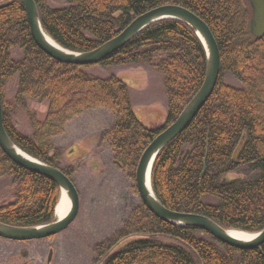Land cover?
Returning a JSON list of instances; mask_svg holds the SVG:
<instances>
[{"label":"trees","instance_id":"obj_1","mask_svg":"<svg viewBox=\"0 0 264 264\" xmlns=\"http://www.w3.org/2000/svg\"><path fill=\"white\" fill-rule=\"evenodd\" d=\"M43 30L62 48L86 52L115 37L138 15L166 4L182 6L210 29L220 55L215 87L194 118L156 156L150 182L167 209L208 217L224 229L256 233L264 228V36L250 34L246 0H34ZM98 66L107 74L94 75ZM141 67L161 78L166 117L145 126L132 109L130 86L111 72ZM206 73V53L193 29L164 19L92 65L60 62L31 35L20 0H0V100L4 128L31 157L58 168L73 183L76 166L60 167L53 138L74 117L107 111L112 124L98 137L118 169L135 180L139 158L197 93ZM233 78L236 85L226 82ZM13 94L10 97L9 91ZM30 101L46 102L42 119ZM27 111L31 133L12 115ZM233 176L234 178H228ZM0 179L12 192L0 199V222L30 227L54 220L59 187L22 168L0 148ZM120 249V242L128 239ZM93 264H264V243L238 249L206 231L166 223L140 201L120 227L92 247Z\"/></svg>","mask_w":264,"mask_h":264},{"label":"rangeland","instance_id":"obj_2","mask_svg":"<svg viewBox=\"0 0 264 264\" xmlns=\"http://www.w3.org/2000/svg\"><path fill=\"white\" fill-rule=\"evenodd\" d=\"M49 4L60 7L63 0H49ZM89 72L94 75L107 74L98 66L90 67ZM111 72L130 86L132 109L145 126L151 127L165 120V94L159 76L141 67L120 68ZM227 81L237 84L233 78L228 77ZM9 94L11 97L13 91L10 90ZM46 109V102L30 101L28 104V111L39 119L44 117ZM11 119L19 131L31 133L27 111H18ZM111 124L112 118L107 111L90 110L71 119L64 132L53 138L55 147L62 150L60 167H77L72 179L79 195L78 213L68 227L35 245L52 246L58 254L57 264H93L92 247L120 227L141 201L135 180L118 169L105 144L98 143L99 134ZM11 192L9 182L0 179V199L9 200ZM131 239L120 242L114 250L120 249Z\"/></svg>","mask_w":264,"mask_h":264},{"label":"water","instance_id":"obj_3","mask_svg":"<svg viewBox=\"0 0 264 264\" xmlns=\"http://www.w3.org/2000/svg\"><path fill=\"white\" fill-rule=\"evenodd\" d=\"M20 1L25 8L26 18L33 40L40 50L60 62L75 65H92L100 62L130 41L143 29L160 20H179L193 29L203 44L206 53V73L204 81L197 93L183 108L177 119L161 131L141 154L135 171V186L145 207L157 218L166 223L200 228L220 242L238 249H255L262 245L264 243V228L256 233L250 234L251 237L249 239L242 240L229 234V229L222 228L208 217L167 209L158 201L152 191L150 175L156 156L160 150L183 131L194 118L196 113L210 97L218 78L220 66L219 50L206 23L193 12L182 6L166 4L138 15L115 37L97 48L86 52H73L62 48L58 44L54 46L48 42V37L42 28L34 0ZM246 1L251 11L249 31L253 37L260 39L264 36V0ZM0 148L9 159L22 168L52 180L60 188L61 193L64 191L68 195L70 201V209L64 217L56 218L54 215L55 219L52 222L30 227H18L0 223V236L12 240H30L46 238L66 229L76 217L79 209V195L76 187L61 170L31 157L12 142L2 122L1 100ZM148 169L151 192L145 185V176ZM245 234L249 235V233Z\"/></svg>","mask_w":264,"mask_h":264},{"label":"flooded vegetation","instance_id":"obj_4","mask_svg":"<svg viewBox=\"0 0 264 264\" xmlns=\"http://www.w3.org/2000/svg\"><path fill=\"white\" fill-rule=\"evenodd\" d=\"M56 235L30 240H12L0 236V264H57L58 254L52 246H35Z\"/></svg>","mask_w":264,"mask_h":264},{"label":"bare ground","instance_id":"obj_5","mask_svg":"<svg viewBox=\"0 0 264 264\" xmlns=\"http://www.w3.org/2000/svg\"><path fill=\"white\" fill-rule=\"evenodd\" d=\"M249 22H250V19H249ZM46 36L48 37L47 38L48 42H50L52 45L55 46L57 44L56 42H54L50 38V36L47 33H46ZM145 185H146V188H148V190L151 192L150 183H149V169L146 172ZM69 209H70L69 197L63 191L61 193V196H60L59 200H58V203L55 206V212H54V214H55L56 218H62V217H64L68 213ZM229 234H231L232 236L237 237L239 239H242V240H246V239H249L251 237L250 234L248 235V234H245V233H243V232H241L239 230H234V229H229Z\"/></svg>","mask_w":264,"mask_h":264}]
</instances>
